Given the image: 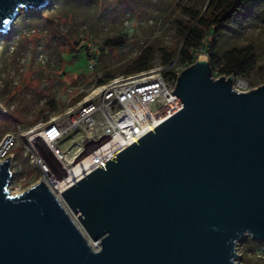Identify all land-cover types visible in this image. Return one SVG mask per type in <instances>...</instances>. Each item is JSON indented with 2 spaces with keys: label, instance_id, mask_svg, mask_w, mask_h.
Listing matches in <instances>:
<instances>
[{
  "label": "water",
  "instance_id": "obj_1",
  "mask_svg": "<svg viewBox=\"0 0 264 264\" xmlns=\"http://www.w3.org/2000/svg\"><path fill=\"white\" fill-rule=\"evenodd\" d=\"M48 5L0 0V34ZM235 81L198 57L178 112L62 192L97 250L44 181L14 193L0 161V264H240L242 241L264 245V84Z\"/></svg>",
  "mask_w": 264,
  "mask_h": 264
},
{
  "label": "rangeland",
  "instance_id": "obj_2",
  "mask_svg": "<svg viewBox=\"0 0 264 264\" xmlns=\"http://www.w3.org/2000/svg\"><path fill=\"white\" fill-rule=\"evenodd\" d=\"M210 1L49 0L40 10L48 12L46 17L34 10H22L11 29L0 35V147L7 137H15L10 151L14 154L12 191L22 192L44 181V173L33 163L38 156L54 175L47 183L50 188L56 184L54 180L66 188L74 184L76 176L71 175L69 181L61 161L41 139L39 125L64 113L81 94L89 93L97 76L109 81L131 74L128 70L150 46L155 50L152 68L163 65L164 50L177 54L183 46L184 25L193 21L189 10L204 16ZM210 30L205 28L206 44L210 43ZM119 34L130 36L127 46L104 48L107 38ZM218 44L221 54L249 45L255 49V69L247 78L236 76L234 88L248 91L264 84V23L249 27L240 37L223 36ZM90 45L101 50L95 71L87 67ZM195 53L208 58L203 49ZM42 54L46 61L40 59ZM175 59L171 68L187 67ZM221 76L224 74L214 71L216 79ZM34 128L36 131L30 133ZM250 239L238 245L240 264H264V253L244 245Z\"/></svg>",
  "mask_w": 264,
  "mask_h": 264
},
{
  "label": "built area",
  "instance_id": "obj_3",
  "mask_svg": "<svg viewBox=\"0 0 264 264\" xmlns=\"http://www.w3.org/2000/svg\"><path fill=\"white\" fill-rule=\"evenodd\" d=\"M100 54L99 48L89 46V71L97 69ZM40 59L47 60L44 54ZM173 63L174 60L168 65L119 76L102 84H98L97 76L89 93L81 94L64 113L39 125L37 129L41 139L61 161L62 169L70 176L69 181L73 179L72 166L83 162L102 145L120 137L130 139L136 136L138 140L182 108L178 96L172 93L182 70L171 68ZM166 71L172 73L165 75ZM34 131L35 128L29 132ZM15 141L13 135L7 137L0 147V161L8 155H12L14 159V154L10 151ZM135 141L128 145L118 144L111 155L72 181L80 180L98 164ZM82 154V158L76 161ZM33 163L44 173L45 183L53 179L51 168L42 156L35 157Z\"/></svg>",
  "mask_w": 264,
  "mask_h": 264
},
{
  "label": "trees",
  "instance_id": "obj_4",
  "mask_svg": "<svg viewBox=\"0 0 264 264\" xmlns=\"http://www.w3.org/2000/svg\"><path fill=\"white\" fill-rule=\"evenodd\" d=\"M189 11L192 13L193 21L184 25L183 46L177 54L164 50L163 65H168L177 58L180 66L188 67L198 59L195 51L203 49L214 71L227 76L236 74L237 77L247 78L257 63L254 47L249 45L244 48H234L221 54L218 42L223 36L240 37L249 27L261 26L264 23V0H211L206 15ZM36 13L43 17L48 15V12L43 11ZM205 28L211 29L208 34L209 44L204 42ZM129 42L128 34H119L107 38L104 41V48L123 49ZM154 54L153 47L146 48L135 60L128 73L133 74L151 69ZM171 73L172 71H166L165 75ZM107 81V78L98 77V84ZM244 245L264 253V245L254 239L244 242Z\"/></svg>",
  "mask_w": 264,
  "mask_h": 264
},
{
  "label": "bare ground",
  "instance_id": "obj_5",
  "mask_svg": "<svg viewBox=\"0 0 264 264\" xmlns=\"http://www.w3.org/2000/svg\"><path fill=\"white\" fill-rule=\"evenodd\" d=\"M16 19V18H15ZM14 22V21H13ZM1 35V34H0ZM205 58V56H202ZM164 119L160 118V120ZM137 139L136 136L131 137L130 139H126L124 137H120L117 140H114L110 143L104 144L100 147L99 150L93 152L91 155L88 156L87 159H85L83 162L76 164L72 166L71 169V175L72 176H78L90 167H93L97 163L100 162V160L107 158L109 155L113 153V148H115L118 144H124L128 145L132 141H135ZM75 163V162H74ZM49 182H46V184ZM54 185H51L50 189L55 193L59 201L62 203L63 207L67 211V213L70 215V217L73 219V221L76 223L78 228L81 230V232L84 234L86 239L88 240L89 244L94 248V249H99L100 248V242L95 241L91 236L86 232L85 228L82 225V222L76 212L70 207V205L65 201L64 196L62 195V191L66 189L65 184L57 183V181L54 180ZM48 185V184H47ZM49 186V185H48Z\"/></svg>",
  "mask_w": 264,
  "mask_h": 264
},
{
  "label": "snow or ice",
  "instance_id": "obj_6",
  "mask_svg": "<svg viewBox=\"0 0 264 264\" xmlns=\"http://www.w3.org/2000/svg\"><path fill=\"white\" fill-rule=\"evenodd\" d=\"M4 23H5V24H7V23H8V21H7V20H5V21H4Z\"/></svg>",
  "mask_w": 264,
  "mask_h": 264
}]
</instances>
